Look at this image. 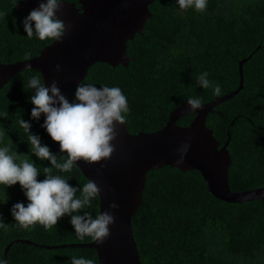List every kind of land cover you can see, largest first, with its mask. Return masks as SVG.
<instances>
[{"label": "trees", "instance_id": "trees-1", "mask_svg": "<svg viewBox=\"0 0 264 264\" xmlns=\"http://www.w3.org/2000/svg\"><path fill=\"white\" fill-rule=\"evenodd\" d=\"M76 1L77 0H69ZM19 0H0V61L14 63L38 55L54 40L29 38L23 20L29 14L18 10ZM77 4V3H76ZM79 4H77L78 6ZM152 16L140 32L127 41L126 66L95 62L79 84L97 88L119 87L127 97L128 130L132 133L156 131L167 122L169 113L190 97H202L203 104L217 96L204 89L197 77L209 73L218 83L221 95L239 86V60L242 87L229 100L208 112L206 124L221 147L228 141L231 163L228 184L232 192L264 186V0H208L204 12L194 7L182 10L178 0H154ZM34 28V25H33ZM40 71L23 69L0 88V147L25 156L41 169L51 167L31 154L28 134L18 121L31 124L57 156L60 146L42 127L45 117H31L30 100L35 90L27 87ZM78 84V85H79ZM77 85V86H78ZM76 86V87H77ZM70 98L75 100V89ZM220 95V96H221ZM195 114L182 116L178 123L189 125ZM82 188L88 181L77 166L69 173L53 169ZM79 196V193H77ZM142 203L131 218V228L142 264H264V204L261 199L226 203L207 189L197 170H181L163 165L146 172ZM29 203L19 183L0 185V217L8 225L0 228V264L7 245L17 239L30 242L13 244L7 264H71L72 257H84L98 264L97 252L72 243L90 242L78 238L70 216L45 229L36 224L25 230L11 214L14 204ZM93 218L99 213V197L91 207Z\"/></svg>", "mask_w": 264, "mask_h": 264}, {"label": "water", "instance_id": "water-1", "mask_svg": "<svg viewBox=\"0 0 264 264\" xmlns=\"http://www.w3.org/2000/svg\"><path fill=\"white\" fill-rule=\"evenodd\" d=\"M154 0H64L57 18L66 25H72L62 40L45 46L38 55L14 63L0 61V88L16 73L23 69L41 72L45 86L56 81L61 92L70 98L71 91L86 75L87 69L95 62H105L112 66L128 64L127 41L140 32L147 18L152 16L149 4ZM44 0H19L18 10L30 12ZM79 4L77 6V4ZM250 56V55H249ZM248 56V57H249ZM239 60V86L228 94L217 96L203 104L202 109L192 111L187 99L169 113L166 124L156 131L132 133L124 125H116L117 138L115 151L108 160L97 164L77 162V167L89 181H94L102 189L99 198V212L112 211L115 217L109 226V237L103 244L96 241L72 243L70 246L94 248L98 264H142L136 248L131 218L142 203L146 172L163 165L179 169L197 170L208 191L216 199L226 203H241L261 199L264 204V186L232 192L228 184V168L231 163L228 141L221 147L213 130L207 126L208 112L221 102L229 100L242 87V63ZM57 65L60 71L56 70ZM187 114H195L189 125L182 126L178 120ZM184 143L190 147L183 164H177L178 149ZM119 207L111 210L109 205ZM17 239L10 242L4 252L7 261L8 251L13 244L30 242Z\"/></svg>", "mask_w": 264, "mask_h": 264}, {"label": "clouds", "instance_id": "clouds-1", "mask_svg": "<svg viewBox=\"0 0 264 264\" xmlns=\"http://www.w3.org/2000/svg\"><path fill=\"white\" fill-rule=\"evenodd\" d=\"M208 0H178L180 9L194 7L198 12H204ZM64 0H44L33 8L23 20L27 37L34 34L40 40L61 41L72 25H66L57 18ZM34 25V28H33ZM30 53L25 59L30 58ZM29 69L30 66H29ZM56 70L60 71L57 65ZM209 73L203 72L197 77V83L204 89L212 88L214 95H221L218 83L208 79ZM27 87L35 90L31 96L34 106L31 117L39 120L45 117L42 127L51 139L58 143L60 152L66 155L57 156L48 146L42 145L40 137L31 134V124L20 119L21 128L28 134L30 151L41 161H49L51 167L43 168V180H38L41 169L27 158L21 159V154L11 151L7 146L0 147V185L11 187L19 183L24 190L29 203H16L11 214L18 225L28 230L37 223L45 229L57 225L64 216H70V222L78 238L83 240L91 237L97 244L109 237V226L115 222L112 211L99 212L94 218L90 212L81 211L91 207L92 201L100 198L102 189L94 181H87L82 188L73 187L65 177L54 174L53 169L61 173H69L77 162L97 164L108 160L115 148L113 141L117 138L116 125L126 123L129 112L127 97L119 87L104 86L97 88L92 84H79L75 89V100L69 99L61 92L56 81L45 86L39 75L29 79ZM187 105L192 110L203 108L202 97H190ZM2 134V133H0ZM189 143H184L178 149L179 159L176 163L183 164L189 149ZM79 193V196L77 195ZM116 203H111V210L118 209ZM8 225L0 217V228ZM2 264H7L3 261ZM71 264H94V260L84 257H72Z\"/></svg>", "mask_w": 264, "mask_h": 264}]
</instances>
